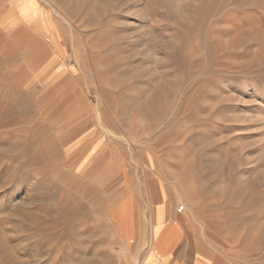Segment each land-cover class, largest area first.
I'll return each instance as SVG.
<instances>
[{
  "label": "rangeland",
  "instance_id": "obj_1",
  "mask_svg": "<svg viewBox=\"0 0 264 264\" xmlns=\"http://www.w3.org/2000/svg\"><path fill=\"white\" fill-rule=\"evenodd\" d=\"M150 174L264 264V0H0V264H146Z\"/></svg>",
  "mask_w": 264,
  "mask_h": 264
},
{
  "label": "crops",
  "instance_id": "obj_2",
  "mask_svg": "<svg viewBox=\"0 0 264 264\" xmlns=\"http://www.w3.org/2000/svg\"><path fill=\"white\" fill-rule=\"evenodd\" d=\"M146 181L153 228L146 264H195L196 260L204 264H213V260L202 253L198 247L196 248L191 241L189 232L183 224V217L176 209L178 203L176 194L168 189L164 180L157 174H150ZM160 181H162V187L159 185ZM132 200L133 208H135L134 198ZM137 205L140 206L138 202ZM133 212L135 213V210ZM133 217L138 223V228H142L143 218L139 220V217L143 216L134 214ZM138 236H140L139 233H133L130 244Z\"/></svg>",
  "mask_w": 264,
  "mask_h": 264
},
{
  "label": "bare ground",
  "instance_id": "obj_3",
  "mask_svg": "<svg viewBox=\"0 0 264 264\" xmlns=\"http://www.w3.org/2000/svg\"><path fill=\"white\" fill-rule=\"evenodd\" d=\"M12 2H13V0H12ZM207 3V4H206ZM206 3H202V4H200L201 6H200V8L201 9H209V8H211V3L212 2H209V1H207ZM15 9V8H14ZM123 197V196H122ZM121 200H123L122 198H121ZM127 207V206H126ZM129 212V211H128Z\"/></svg>",
  "mask_w": 264,
  "mask_h": 264
},
{
  "label": "built area",
  "instance_id": "obj_4",
  "mask_svg": "<svg viewBox=\"0 0 264 264\" xmlns=\"http://www.w3.org/2000/svg\"><path fill=\"white\" fill-rule=\"evenodd\" d=\"M183 208H184V206L182 204H180L176 207L177 211H179V212L182 211Z\"/></svg>",
  "mask_w": 264,
  "mask_h": 264
}]
</instances>
